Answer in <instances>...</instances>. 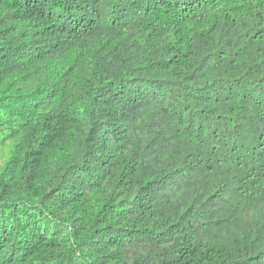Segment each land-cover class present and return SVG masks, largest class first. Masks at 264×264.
I'll return each mask as SVG.
<instances>
[{"label": "trees", "instance_id": "obj_1", "mask_svg": "<svg viewBox=\"0 0 264 264\" xmlns=\"http://www.w3.org/2000/svg\"><path fill=\"white\" fill-rule=\"evenodd\" d=\"M0 264H264V0H0Z\"/></svg>", "mask_w": 264, "mask_h": 264}, {"label": "rangeland", "instance_id": "obj_2", "mask_svg": "<svg viewBox=\"0 0 264 264\" xmlns=\"http://www.w3.org/2000/svg\"><path fill=\"white\" fill-rule=\"evenodd\" d=\"M8 151H9V149H8L7 146L2 147V148L0 149V168H1V166H2V163H3V162L7 159V157L9 156V155H8Z\"/></svg>", "mask_w": 264, "mask_h": 264}]
</instances>
